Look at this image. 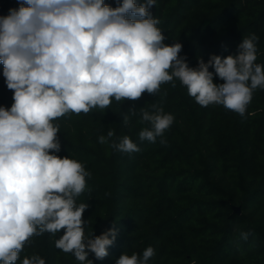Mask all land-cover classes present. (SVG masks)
<instances>
[{
	"label": "trees",
	"instance_id": "trees-1",
	"mask_svg": "<svg viewBox=\"0 0 264 264\" xmlns=\"http://www.w3.org/2000/svg\"><path fill=\"white\" fill-rule=\"evenodd\" d=\"M104 3L115 8L122 0ZM19 7L17 0H0V12ZM149 11L159 20L163 43H180L189 67L196 68L198 58L207 63L211 55H236L250 34L259 37L256 63L264 65V0H156ZM213 82L224 81L214 74ZM13 103L0 63V107ZM153 104L174 117L164 133L166 145L160 138L139 139L150 127L141 122L140 109L151 111ZM132 108L137 115L126 126L123 116ZM53 123L61 148L50 154L77 160L90 173L77 198V204L89 205L85 236L117 230L108 256L89 254L93 264H116L122 254L142 255L149 246L155 255L148 264H264V89L255 90L243 118L222 105H198L174 79L155 95L113 100L105 110L70 113ZM109 130L112 140L128 136L140 151L122 153L111 141L99 143ZM241 233H249L246 241ZM62 234L34 236L17 264L34 254L46 264H80L55 247Z\"/></svg>",
	"mask_w": 264,
	"mask_h": 264
},
{
	"label": "clouds",
	"instance_id": "clouds-1",
	"mask_svg": "<svg viewBox=\"0 0 264 264\" xmlns=\"http://www.w3.org/2000/svg\"><path fill=\"white\" fill-rule=\"evenodd\" d=\"M20 7L0 17V63L9 90L10 109L0 107V264H17L25 245L34 236L63 234L55 247L72 254L80 264H93L89 254L102 260L114 243L113 227L101 235L85 236L83 213L87 203L77 204L90 175L77 160L59 157V125L67 114L105 110L112 101H135L147 92L177 79L195 102L207 107L222 105L242 118L257 89H264V65L257 64L259 37L250 34L238 45V53L198 58L196 68L180 57V43L165 45L159 20L149 9L156 0H122L112 8L104 0H17ZM26 5V6H25ZM214 69V73L209 68ZM216 75L222 84L213 82ZM173 87L175 84L173 83ZM135 108L123 116L127 126ZM141 141L155 143L174 117L152 105L140 109ZM100 136L122 153L139 152L128 136L117 143ZM247 240L249 233H241ZM155 255L147 247L142 255L122 254L116 264H148ZM21 264H46L38 254L25 256Z\"/></svg>",
	"mask_w": 264,
	"mask_h": 264
},
{
	"label": "built area",
	"instance_id": "built-area-1",
	"mask_svg": "<svg viewBox=\"0 0 264 264\" xmlns=\"http://www.w3.org/2000/svg\"><path fill=\"white\" fill-rule=\"evenodd\" d=\"M8 14H9V12H0V17L7 16Z\"/></svg>",
	"mask_w": 264,
	"mask_h": 264
},
{
	"label": "water",
	"instance_id": "water-1",
	"mask_svg": "<svg viewBox=\"0 0 264 264\" xmlns=\"http://www.w3.org/2000/svg\"><path fill=\"white\" fill-rule=\"evenodd\" d=\"M235 210H236L238 213H240V211H241L240 206H235Z\"/></svg>",
	"mask_w": 264,
	"mask_h": 264
}]
</instances>
